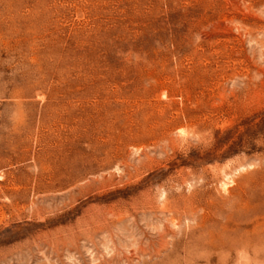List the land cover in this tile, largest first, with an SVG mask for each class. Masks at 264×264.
Returning <instances> with one entry per match:
<instances>
[{
  "label": "rangeland",
  "instance_id": "374dc122",
  "mask_svg": "<svg viewBox=\"0 0 264 264\" xmlns=\"http://www.w3.org/2000/svg\"><path fill=\"white\" fill-rule=\"evenodd\" d=\"M0 264H264V0H0Z\"/></svg>",
  "mask_w": 264,
  "mask_h": 264
}]
</instances>
